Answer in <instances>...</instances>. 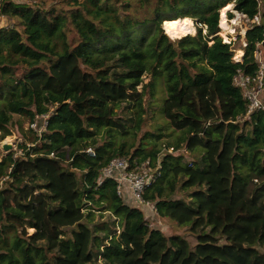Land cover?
I'll list each match as a JSON object with an SVG mask.
<instances>
[{"label": "trees", "instance_id": "1", "mask_svg": "<svg viewBox=\"0 0 264 264\" xmlns=\"http://www.w3.org/2000/svg\"><path fill=\"white\" fill-rule=\"evenodd\" d=\"M230 2L259 17L240 61L218 35L219 10ZM1 14L12 25L0 27V138L14 125L23 132L15 114L48 118L40 136L31 130V146L0 158V264H264V112L240 120L247 104L232 84L238 70H256L264 0H2ZM184 17L196 33H164L163 21ZM144 75L150 80L138 91ZM157 77L166 125L128 159L157 167L143 198L194 244L149 227L113 180L98 182L113 157L130 154L114 146L113 128L127 132L115 108L134 102L139 115ZM167 129L174 142L160 140ZM101 130L111 139L99 143ZM181 146L201 156L186 161ZM179 189L188 198H176ZM101 208L116 218L94 222Z\"/></svg>", "mask_w": 264, "mask_h": 264}, {"label": "rangeland", "instance_id": "2", "mask_svg": "<svg viewBox=\"0 0 264 264\" xmlns=\"http://www.w3.org/2000/svg\"><path fill=\"white\" fill-rule=\"evenodd\" d=\"M55 0H29L27 4H31L34 7L37 6H43L48 7L52 2ZM229 3H226V5ZM231 9L227 10L225 12V19L227 21V24L229 26V29L226 31H222L219 27L218 35L221 37L222 41L225 42V40H229L227 43H231V47L233 50V59L237 61L240 59L241 55L244 53V49L246 46V40H245V32L251 27V23H253L254 20L248 19L245 15L241 14L240 12L236 11L233 6V2H230ZM224 5V6H226ZM223 6V7H224ZM222 7V8H223ZM229 13L231 14V18H229ZM220 14V13H219ZM220 17V16H219ZM258 17V16H257ZM193 21V20H192ZM259 22V17L258 21ZM219 23V21H218ZM194 24V31L196 33L197 25L193 21ZM12 22L8 19L2 18L0 19V27H8L11 26ZM163 27V26H162ZM194 31H191L189 33H193ZM165 32V31H164ZM226 32V33H225ZM186 33V34H189ZM184 36L183 34L180 35ZM171 38V37H170ZM179 38V37H174ZM225 39V40H224ZM257 48H260L261 51L264 54V48L262 47L261 43L257 45ZM242 59V57H241ZM240 59V60H241ZM119 69V68H118ZM150 77L148 75L143 76V81L141 85L137 86L138 91H141L142 84H145L149 82ZM162 77H157L156 82L154 83V95L151 96L150 94V88H146V92L143 95L142 98V105H141V111L140 114H136L135 109V103L134 102H123L118 107L115 108V112L118 114L117 118H121L122 123L125 125L124 130L127 131L125 133L122 132V130H119L117 128H113L115 131V144L119 145L124 143L126 145V148H130V154H128L126 157H130L131 153L134 151V149L137 148L138 145H141L140 142H148L150 139L151 133H156V129L158 126L166 125L165 119L160 115L159 109H160V100L162 97L165 96L163 89L164 85L162 84ZM135 111V113H134ZM139 117V121H138ZM14 120L20 121L22 130L21 132L18 129V126L14 125L11 127V135L6 136L4 138H0V158L2 156L7 155L9 152L14 153L13 155H20L22 152V149L20 145L22 143H26L27 146H31V140H32V131L31 128H29V119L20 115H13ZM247 119L249 120V117H242L240 120ZM139 126L138 128H135V126ZM146 133H150L148 135H145ZM165 133H169V136H163L160 140L170 142H174L175 138L172 136L173 132L171 129L165 130ZM98 142L108 141L111 138L109 136L105 135L104 130H101L99 134L97 135ZM132 143V147H131ZM8 144L9 149L4 150L3 145ZM171 149V148H170ZM170 150L168 151V153ZM172 152V151H171ZM180 154H183L184 159L186 161L190 160L192 157L198 156V158L201 156V153L196 151L193 152L190 149H186L185 146H181V148L176 151ZM164 155V152L161 151L159 154V157H162ZM159 161V159H157ZM157 167H150V173H154ZM6 178H2L1 181L5 180ZM176 198L180 197H186L188 198L187 190L185 189H179L175 193ZM130 206H135V203L133 201H126ZM104 208H101L100 210H94V219L95 222H101L104 220L113 221L116 217L109 211V210H103ZM142 212L144 214V217L149 225V227L159 229L162 233L165 235H171V234H180L194 244L195 239L194 236L188 231L186 227L178 226L176 221H172L168 218L160 217L157 212L154 209V204L151 202L149 206L143 207ZM116 233L119 232V227L115 226ZM32 229H28V233H32ZM100 234H103L104 232H98ZM262 251H264V247H260ZM102 259L99 258L96 262H101ZM90 264H96L94 261Z\"/></svg>", "mask_w": 264, "mask_h": 264}, {"label": "built area", "instance_id": "3", "mask_svg": "<svg viewBox=\"0 0 264 264\" xmlns=\"http://www.w3.org/2000/svg\"><path fill=\"white\" fill-rule=\"evenodd\" d=\"M10 1L22 4L27 3L29 0ZM1 2L2 0H0V19L4 18L1 14ZM252 20H254L253 22L258 21V17L254 16ZM253 57L256 64L254 73L248 74L238 70L232 77V84L239 88L242 97L246 101V117H250L254 112H264V54L260 48H256ZM47 118L48 114L37 115L33 121L29 122V128L40 136L47 127ZM169 150L171 152L172 148ZM86 152L90 156L95 154L92 148H88ZM51 156H53V153ZM150 167L153 166H151L149 160L141 163L134 161V164H131L127 157L116 156L101 169L98 182H101L104 178L113 180L116 184V194L124 201H133L135 206L142 210L143 207L149 206L151 203L144 200L143 193L146 185L154 181V174L158 170L156 168L154 173H150Z\"/></svg>", "mask_w": 264, "mask_h": 264}, {"label": "bare ground", "instance_id": "4", "mask_svg": "<svg viewBox=\"0 0 264 264\" xmlns=\"http://www.w3.org/2000/svg\"><path fill=\"white\" fill-rule=\"evenodd\" d=\"M231 7L232 6L229 3L219 10L220 17H219V25L218 26L220 27V29L222 31H226L229 29V26H228L227 21L225 19V12L227 10L231 9ZM162 26H163V30L165 31L164 33L171 38L180 37V35H182V34H186V33H189L191 31H194L193 21L189 17L176 18L173 20H166V21L162 22ZM242 55H241V57H242ZM241 57H240V59H241ZM240 59H238L237 61H240Z\"/></svg>", "mask_w": 264, "mask_h": 264}, {"label": "water", "instance_id": "5", "mask_svg": "<svg viewBox=\"0 0 264 264\" xmlns=\"http://www.w3.org/2000/svg\"><path fill=\"white\" fill-rule=\"evenodd\" d=\"M162 28H163V27H162ZM3 149H4V150L9 149V145H8V144H4V145H3Z\"/></svg>", "mask_w": 264, "mask_h": 264}]
</instances>
